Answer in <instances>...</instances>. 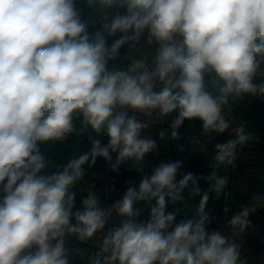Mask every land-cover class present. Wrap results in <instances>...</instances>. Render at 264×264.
Here are the masks:
<instances>
[{"label": "clouds", "instance_id": "obj_1", "mask_svg": "<svg viewBox=\"0 0 264 264\" xmlns=\"http://www.w3.org/2000/svg\"><path fill=\"white\" fill-rule=\"evenodd\" d=\"M246 98L264 99V0H0V264H249L235 238L256 206L230 235L207 211L256 140L232 116ZM168 117L161 141L186 122L205 144L230 134L208 174L181 173L183 160L145 171L158 151L145 131ZM85 134L88 151L62 163L43 150ZM97 158L128 163L138 186L107 205L78 189ZM186 192L199 203L178 220L168 205Z\"/></svg>", "mask_w": 264, "mask_h": 264}, {"label": "trees", "instance_id": "obj_2", "mask_svg": "<svg viewBox=\"0 0 264 264\" xmlns=\"http://www.w3.org/2000/svg\"><path fill=\"white\" fill-rule=\"evenodd\" d=\"M80 7L83 9L84 14L87 15L88 10L83 3ZM124 51L125 49H122V54ZM124 63L127 64L128 62L125 61ZM232 116L235 123L246 121L248 130L255 134L256 140L241 150L236 162V168L228 173L231 183L226 190V194L219 200H210L207 211L214 217L210 228H217L225 233L227 220L234 213L241 210V204L244 200L249 201L250 206H256V211L249 216L252 224L244 233L245 242L241 250L243 257L248 259L249 264H264V201L261 202L255 199L264 195V99L246 98L234 106ZM171 119L172 117H168L164 122L155 125L154 134L158 144L157 156L153 165L145 171L150 174L152 168L161 161L183 160L184 164L180 169L181 173L208 174L210 171L208 165L211 162L212 155L215 154V142H223L225 139L230 138V134L226 133L215 137L213 141L205 144V138L200 135V122L196 121L185 123V126L179 130L180 139L172 140L166 136L165 140H159L158 133L162 129L167 133ZM42 147L56 161L62 163L74 153L87 152L90 147V141L87 134L83 137L71 135L62 142ZM85 173V179L78 185V189L94 186V190L101 196V201L104 205H106L104 188L106 183L118 190L116 195V199H118L123 196L129 186H138L141 178L136 170L125 167H120L118 172L112 171L109 163L103 158H97L95 166L91 168L86 165ZM221 173L223 174V169H221ZM109 177L114 179H108ZM200 186L202 189L207 188V185L203 182H201ZM84 195H86L85 192L82 190L78 191L77 206H79L80 199ZM185 197V204L173 205L170 203L168 205V211H174L176 208L181 209L177 216L178 220L184 217L188 208H191L190 214H193L195 207L199 203L198 197L188 199L187 192ZM144 207L146 211L147 206L145 205Z\"/></svg>", "mask_w": 264, "mask_h": 264}, {"label": "rangeland", "instance_id": "obj_3", "mask_svg": "<svg viewBox=\"0 0 264 264\" xmlns=\"http://www.w3.org/2000/svg\"><path fill=\"white\" fill-rule=\"evenodd\" d=\"M147 51H149V49H147V48L141 49L139 54H144ZM154 133H155V126L151 127L150 129H147L145 131V135H149L153 139H155V134ZM103 141H104V138H103ZM156 156H157V152H154V153L149 154L146 157L145 164H144L145 170L149 169L153 165V162H154V159H155ZM120 167H125V168H129V169H133V168H131L129 166L128 163L123 164ZM133 170H135V169H133ZM255 199L258 200V201L263 202L264 201V195L258 196ZM249 203H250L249 201L244 200V202L241 204V208H242V206H250ZM225 234H229L230 235V233L228 232L227 227H225ZM235 239H236L237 243L241 245V247L244 245V242H245V235H244V233L242 235H240V236H237Z\"/></svg>", "mask_w": 264, "mask_h": 264}, {"label": "built area", "instance_id": "obj_4", "mask_svg": "<svg viewBox=\"0 0 264 264\" xmlns=\"http://www.w3.org/2000/svg\"><path fill=\"white\" fill-rule=\"evenodd\" d=\"M103 142H107V138H104ZM90 148V147H89ZM108 179H114L113 177H109ZM105 198H106V205L113 203L116 199L117 191L113 187H111L108 183L105 184Z\"/></svg>", "mask_w": 264, "mask_h": 264}]
</instances>
